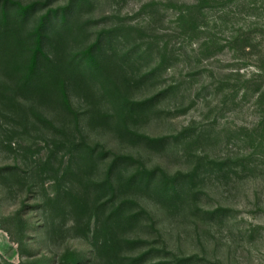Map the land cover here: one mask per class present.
I'll return each mask as SVG.
<instances>
[{
  "label": "rangeland",
  "instance_id": "1",
  "mask_svg": "<svg viewBox=\"0 0 264 264\" xmlns=\"http://www.w3.org/2000/svg\"><path fill=\"white\" fill-rule=\"evenodd\" d=\"M0 264H264V0H0Z\"/></svg>",
  "mask_w": 264,
  "mask_h": 264
},
{
  "label": "trees",
  "instance_id": "2",
  "mask_svg": "<svg viewBox=\"0 0 264 264\" xmlns=\"http://www.w3.org/2000/svg\"><path fill=\"white\" fill-rule=\"evenodd\" d=\"M42 39H43V36L41 34L40 40H39V43H38L37 52H36L37 53V56L36 57H38L39 54H44L43 46H42V43H41V40Z\"/></svg>",
  "mask_w": 264,
  "mask_h": 264
}]
</instances>
